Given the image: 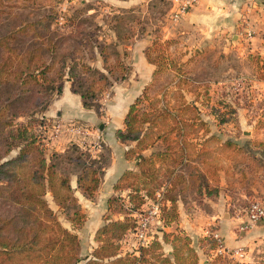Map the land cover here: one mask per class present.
Returning a JSON list of instances; mask_svg holds the SVG:
<instances>
[{"label": "trees", "instance_id": "obj_1", "mask_svg": "<svg viewBox=\"0 0 264 264\" xmlns=\"http://www.w3.org/2000/svg\"><path fill=\"white\" fill-rule=\"evenodd\" d=\"M166 5L168 7L169 3ZM37 25L45 28L43 18L16 21L14 27L0 35V140L5 146V150L0 152V188L5 196L3 211L0 213V254L13 257L15 253H23L25 257L40 258L42 261L39 264H202L196 249L204 248L205 252L215 250L219 244L215 238L208 235L199 238L197 244L193 245L188 236L167 233L163 229L176 217L175 197L186 186V181H182L183 173H175L174 166L182 163L184 157L188 156L183 152V148L187 146L184 143L187 135L185 127L192 126L194 122H187L181 116L182 110L192 111L198 120L194 124L203 123L204 129L207 128L190 102H180L170 108L162 103L160 111L153 114L151 119L149 112L142 113L144 119L141 127L136 124L142 118L138 119L133 113L134 104L139 99L131 104L125 117L124 129L116 131L115 136L121 141L135 142L125 155H140L138 170H128L120 178L122 186L128 188L125 197L118 195L108 199V209L120 213L123 218L114 220L107 216L106 222L94 234L97 245L88 255L79 254L76 230L83 225L85 214L77 209L73 213L68 212L71 203L77 202L69 180L75 174L78 188L84 195L93 197L99 177L109 162V148L102 144V151L92 156L87 150L71 143L64 152H52L47 157L44 132L50 123L42 113L50 101L60 94L63 83L67 80L70 82V90L79 95L83 107L92 109L99 115L98 101L102 92L124 79L128 66L118 58L114 68L103 64L102 69H98L88 63L87 61L96 58V52L104 62V47L95 39L96 44L86 50L85 43L90 40V36L87 33L80 36L82 31L74 30L69 33L70 36L67 37H70L74 45L67 51L58 49L61 47L57 45V40L39 35L29 39L37 43V48L32 52L13 49L12 42L28 29L35 32ZM67 37H62L60 43H65ZM6 49L16 52L10 62L12 65L8 67L4 60L9 55L3 59ZM147 49L145 52L148 60L156 65V75L158 65L149 58ZM89 51L90 54H87ZM116 69H121L122 73L118 75ZM223 101L218 100L228 105ZM29 104L31 107L28 110L18 111ZM14 109L17 111L11 112ZM9 112L11 113L7 117ZM162 113L172 115L175 125L161 128L159 125L165 119ZM14 116L21 117L24 121L12 119ZM215 116L218 122L225 120L223 113ZM145 119L148 123H145ZM162 125L167 126L166 123ZM174 133L176 138L172 137ZM213 138L214 136L210 139ZM158 140L164 143V150H154L148 156L140 154ZM232 143L227 139L221 145ZM161 165L164 167L161 168ZM157 173H162L161 177ZM164 176L170 186L160 199L159 220L162 227H158L151 242L139 247L136 253L122 252L121 240L126 231L134 226L131 213L138 210L147 199H155V192L160 190ZM48 194L65 213L71 229L60 223L45 198ZM165 198L171 200L170 207L164 206ZM45 239L46 243L39 245ZM162 242L172 244L170 256L162 252ZM223 256L221 253L216 254L219 258ZM225 261L228 264H243L229 259ZM208 263L213 264L210 261Z\"/></svg>", "mask_w": 264, "mask_h": 264}, {"label": "crops", "instance_id": "obj_2", "mask_svg": "<svg viewBox=\"0 0 264 264\" xmlns=\"http://www.w3.org/2000/svg\"><path fill=\"white\" fill-rule=\"evenodd\" d=\"M114 2L120 6L132 7L136 0H114ZM161 35L164 39L174 38V42L184 44L183 47L186 45L183 61L191 58L192 53L208 56V53L214 52L213 58L226 62L225 70L220 72L224 79L232 75L251 77L256 94L254 98L260 96L264 99V77H261L264 75V0H198L176 21H173L167 13L161 26ZM111 40L118 41L116 32H112ZM151 43L150 34L144 31L142 35L128 39V42L120 46L119 52L129 66L128 73L126 78L112 85L110 98L99 115L92 109L83 107L79 95L70 90V82L67 80L64 81L60 94L50 101L42 113L50 125H53L52 127L49 125L45 130L47 157L52 152H64L71 143L87 150L92 156L102 151V144L109 148V162L99 177L93 197L89 198L78 188L75 174L71 175L69 180L72 193L80 205L81 212L85 214L80 230L90 234L93 244L83 256L88 255L97 245L94 234L106 222L107 216L114 220L123 218L120 213L108 209V199L118 195L126 196L128 188L122 186L120 178L128 170H138L140 155L127 157L126 152L135 142L121 141L116 138L115 133L124 129L129 107L145 91L154 77L156 65L148 60L145 52ZM95 54V57H101L98 52ZM100 62L102 60L94 61L95 65ZM207 79L208 77L202 81L208 82ZM193 98L190 103L200 118L208 123L209 131L189 134L187 140H191V144L184 139L187 146L183 148V152L188 156L184 157L182 163L174 166V172L183 173L182 181H186V185L188 181H196L195 188L189 192L178 191L174 201L176 217L163 229L167 233L186 235L193 245H196L197 240L212 228L218 234L224 250L231 253L229 260L243 264H264V221L252 225L247 230H240L238 227L243 218L236 216V211L249 199L248 193H251V190L247 189L248 183L245 185L246 181H243L240 171L234 170L230 162L228 164L223 162L214 168L209 165L207 158L198 157L212 152L208 151L207 141L215 135H220L216 128L219 122L215 114L210 112L207 104H202L201 101ZM241 110L236 113V119L238 118L239 121L244 119L247 123L250 115L245 113L246 109ZM103 116L106 118L105 122L102 121ZM261 118L264 120V116ZM95 125L96 129H94ZM263 130L264 128H261V132L242 130V134L246 138L262 140ZM173 137L176 138L175 133ZM229 138L230 135L222 134L221 142ZM261 143L263 142L248 147L247 151L254 156L264 154V145L258 146ZM154 150H164L162 140H158L140 154L148 156ZM193 152L196 153V158L191 157ZM162 167L164 166L161 165ZM260 181L258 187L261 193H264V174L261 175ZM169 186L168 180L164 179L160 190L156 192L162 195ZM252 190L255 189L252 187ZM47 197L50 198V201L47 200L49 206L54 211L58 210L51 196L48 194ZM171 205V200L165 198L164 206ZM59 212L67 221V225H62L71 229L65 213ZM79 231L76 230L77 233ZM122 248L125 250V245L122 244ZM203 249H196L198 256L203 255ZM162 252L170 256L172 244L162 242ZM210 252L216 254L217 250ZM237 252H242V255ZM209 259L203 257L200 261L202 264H210Z\"/></svg>", "mask_w": 264, "mask_h": 264}, {"label": "rangeland", "instance_id": "obj_3", "mask_svg": "<svg viewBox=\"0 0 264 264\" xmlns=\"http://www.w3.org/2000/svg\"><path fill=\"white\" fill-rule=\"evenodd\" d=\"M166 3L169 2L165 0H136V3L132 7H127L116 4L114 0H0V35H4L9 28L16 24V21L29 18L33 21L43 18L45 28L42 25H37L38 29L35 32H32L30 29L26 30V32L20 34L12 42L13 49L32 52V50L37 48V43L31 42L29 39L35 35H39L54 39L55 41L57 40V45L61 47L58 49L60 51H67L74 45L70 37H67L70 36L69 33L74 32V30L82 31L83 35L81 34L80 36H85V33L90 36V40L85 43L86 50H90L91 46L96 44L94 42L95 39H98L103 45L104 62L102 61L95 65L94 61L102 60L101 57H96L97 59H94L92 61L93 63L91 62L92 66L102 69L103 64L112 68L116 67L117 58L125 66H128L126 59L119 52L120 46L128 42V39L130 40L131 38H135V36H140L144 31L148 32L152 38V44L147 49V53L149 58L155 60L157 63L158 72L152 78L146 91L144 93L142 92L136 98L139 100L134 104L135 110L133 113H135L138 119L142 118V121L136 125L138 127L143 125L144 118L141 116L142 113L149 112L151 115L150 119L153 118L152 115L160 111L159 109L162 107V103H165L170 108L175 107L180 102H190L193 97V99L201 101L202 104H207V107H210V112H213L215 115L223 113L225 120L216 124L217 131L220 135H215L213 139L209 138L207 141L208 151L211 150L212 152L206 155L202 154L203 156L200 155L198 157L199 159L207 158L211 167L216 168L223 162L226 164L230 162L234 170L237 169L240 171L243 181H246L245 185L248 183L247 189L251 190V193H248L249 199L247 198L248 201L245 205L254 199L264 201V193H261V189L258 187L261 182L260 177L264 174V154L254 156L247 151L248 147L257 145L261 141L263 143L258 146L264 145V138L262 140H256V138H246L242 134V130H252L254 132L256 130V132H261V128H264V120L261 118L264 116V99L260 96L254 98L256 94L251 77L232 75L224 79L221 73L226 68V62L222 61V59L213 58L214 52L208 53V56H199L196 53H192L191 58L183 61L182 59L186 52L184 47L186 45L183 47L184 44L174 42V38V40L164 39L161 35L162 23L170 10V4L167 7ZM112 32H116L118 41L114 42L111 40ZM62 37H67L65 43H60ZM121 38L125 39L121 40ZM15 54L16 52H13L11 49L4 51L3 59L9 55L4 60V64L7 63V67L12 65L10 62H12ZM76 54L79 55V53ZM87 54H90V51ZM87 62L90 63V61ZM116 71L118 75L122 73L121 69H116ZM207 77L209 81L203 82L202 80ZM261 77H264V75ZM238 81L242 84L238 85ZM111 89L102 92L101 98L98 101L100 103V113L103 112V107L110 98ZM219 99H223V102L228 105L218 102ZM30 107L31 104L18 111H25ZM241 109H244V111L246 109L247 111L245 113L248 116L250 115L247 123H245L244 119L240 121L238 118L236 119V113H239ZM14 111H17V109L11 112ZM11 112L7 113L6 116L9 117ZM182 112L183 114L181 116L187 122L193 121L196 123L198 121L197 116L194 117V113L189 109L182 110ZM162 114L165 119L159 125L161 128L166 129V127L169 128L175 125V122L172 120V115ZM15 116L12 119L24 121L23 118ZM105 119V116H103L102 121L105 122ZM146 119L145 123H148ZM102 121L100 120V122ZM164 123L167 126L162 125ZM194 123L192 126L185 127V133L187 134L185 136L186 140L189 134L194 132L203 131L205 133L209 131V125L206 121V129H204L203 123L197 125ZM47 128L48 126L46 130ZM94 129H96V125ZM222 134L230 135L231 138L229 139L233 143L221 145ZM45 140L46 135L44 132V142L46 145ZM187 141L190 144L192 143L189 139ZM3 150H5V146L3 147V141L0 140V152ZM12 154L14 153L12 152ZM195 154L193 152L191 157L196 158ZM158 174L161 177L162 173ZM163 178L165 179L166 177L164 176ZM195 182L190 181V184H187L186 187L184 186L183 191L189 192L194 189ZM252 187L255 189L254 191ZM4 197V191L0 188V213L3 211ZM45 198L50 201V198L46 195ZM240 208H243V206H239L237 209ZM75 209L81 211L80 205L77 202H72L68 212L73 213ZM59 211L62 212V209L55 211L57 218L61 224L67 225V221ZM80 229H82V225L78 231ZM76 234L79 240V254L85 255L88 253L89 247L93 245L90 234L83 233L81 230ZM42 243H46V239L40 241L39 245ZM30 252L32 253L33 251ZM213 254L210 251H204L203 255L199 256V259L209 257V261L213 264H228L225 260L230 259L229 255L222 254L225 257L219 258L216 257V254ZM23 255V253L19 252L15 253L13 257L7 254H0V264H39L42 261L40 258L37 259L32 256L25 257Z\"/></svg>", "mask_w": 264, "mask_h": 264}, {"label": "built area", "instance_id": "obj_4", "mask_svg": "<svg viewBox=\"0 0 264 264\" xmlns=\"http://www.w3.org/2000/svg\"><path fill=\"white\" fill-rule=\"evenodd\" d=\"M170 4L169 15L173 21H176L180 16L188 12L198 0H165ZM238 85H241V82H237ZM57 127V125H56ZM162 195L160 192L155 193V199H147L142 207L131 213V216L134 219V226L126 231L122 240V244L125 245V250L122 248V251L136 253L139 247L147 246L154 237L158 227H162V224L159 220L160 213V199ZM236 216L242 217L243 221L239 224L240 230H247L252 225L264 221V201L260 199H254L250 201L247 205L243 206L236 211ZM212 236L218 241V246L215 250L218 253L230 255L228 251L224 250L222 242L218 234L214 230L208 229L205 236ZM238 253V252H237ZM240 256L242 252H239Z\"/></svg>", "mask_w": 264, "mask_h": 264}, {"label": "water", "instance_id": "obj_5", "mask_svg": "<svg viewBox=\"0 0 264 264\" xmlns=\"http://www.w3.org/2000/svg\"><path fill=\"white\" fill-rule=\"evenodd\" d=\"M102 126V125H101Z\"/></svg>", "mask_w": 264, "mask_h": 264}]
</instances>
